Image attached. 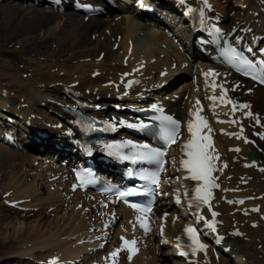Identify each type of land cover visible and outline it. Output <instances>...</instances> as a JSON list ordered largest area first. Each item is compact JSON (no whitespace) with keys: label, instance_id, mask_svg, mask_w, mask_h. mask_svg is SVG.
I'll return each instance as SVG.
<instances>
[{"label":"bare ground","instance_id":"6f19581e","mask_svg":"<svg viewBox=\"0 0 264 264\" xmlns=\"http://www.w3.org/2000/svg\"><path fill=\"white\" fill-rule=\"evenodd\" d=\"M21 1L0 0V107L4 104L17 107L19 102L26 101L31 107L39 109L46 115L52 114L54 118L58 119L61 115L60 108L56 110L54 105L43 106L41 104L61 101L63 107H74L76 103H80L85 105L88 110L100 108L101 104L107 105L108 101H123L122 104H124L126 99L123 98L120 79L125 73L143 80L145 84L137 92H142L143 96H146L145 88L157 89L168 82L176 70H184L181 67L182 62L185 61L184 57L176 55L174 45L162 33L143 27L135 20H129L128 14L135 15L139 19H144L145 16L150 18L149 15L144 16L141 12V7H146L153 11L151 18L154 20L152 23L164 27L169 23L172 24V20L164 13L163 8L165 5L168 9L170 6L169 3H166L168 1L162 5L158 0H112L117 3V11L110 14L108 18L94 19L87 23L76 21V17L68 11L65 12V15H59L42 9L33 10L27 6L23 7ZM210 1L215 6L216 12L223 13L226 10V7L221 6L218 0ZM242 6L246 10L239 23L242 26H247L254 19L256 20V29L264 30L263 0H247L240 5L236 4L235 7ZM169 11L181 18L177 9ZM178 24L176 29L180 33L183 28H181V23ZM73 27L76 30L72 32ZM240 28L242 27L240 26ZM140 33H143L142 38L138 37ZM116 45H118V49L115 51ZM28 49L32 50L26 51ZM187 49L190 50L189 47ZM100 54L104 55L103 60L98 59ZM173 54L177 56L176 60ZM126 55L132 58L127 67H124L121 60ZM175 63L177 67H173ZM141 66L143 67L142 71L136 72V69ZM128 67L129 69H127ZM97 72H100L99 76L93 78ZM198 72L203 74L208 70L199 68ZM221 81L230 83L232 79L225 77ZM103 83L108 84V87L103 88ZM191 86L192 83L188 84L185 81L181 83V87L175 90L177 92L179 89V93L181 92V96H183ZM159 89H165V87ZM151 92L154 95L156 90ZM230 93L235 96L236 105L244 101L240 88L230 91ZM108 96L111 98H106ZM246 99L252 115L262 113L264 110L263 89H258V92H253ZM136 104H139V107L144 106L143 102L138 101ZM168 105L170 111L176 112L179 116H182L191 106L189 102L185 103L176 96L168 101ZM261 109L262 111H259ZM238 110L239 107L236 108V111ZM220 111L222 114L227 112L231 115L225 109ZM22 120L23 118H20V121ZM261 123L262 125L259 126L257 121L254 122L260 130L264 131L263 122ZM3 124L8 126L6 133L14 132L19 143H27V146L30 147L31 142L36 141L35 138L26 136V132L32 129V126L34 127L31 121L30 125L25 127L20 122L8 123L7 120H3ZM221 128L219 131L222 133L224 130L226 131L222 137L217 139V149L222 155L221 161L228 166V174L233 176L232 181L224 180L222 185L226 189L235 188L237 190L236 194H227L221 197L234 199L253 196L255 203L259 205L260 214L264 216V174L244 171L240 160L236 164L231 163V159L235 155L228 153L227 150L230 147H240L241 143L239 144V140L236 138L230 137L231 132L236 133L235 127L230 128L225 125ZM44 143L46 141L40 140L41 145ZM30 151H34V148ZM246 152L247 150H244V153ZM28 157L30 156L26 151L15 153L0 146V164H2L0 168L8 162L17 170L15 175L0 181V186H2L0 189L3 190L0 196L10 193V198L3 201L0 206L6 209L4 207L6 203L32 197L29 205L23 202L21 207L34 210L37 206H42L45 211L51 206L56 207L59 203L58 193L46 190L45 197L44 193H40L42 189L38 188L39 181L47 180L51 183L50 185L59 183L60 186H56L55 189L60 191L66 181L65 174L63 171L61 174L52 173V165L49 164L13 165L16 161H25L28 164L30 160ZM36 161L45 162L44 159H36ZM19 171L21 174H18ZM30 176L32 182L28 183L26 180ZM39 193L45 197L43 200ZM73 197V199L79 200V197ZM69 205L72 206L67 207L64 214L71 213L74 216L77 214V218L70 216L66 219L59 216L57 207L56 213H52V210L50 214L45 212L49 218H43L42 216L45 214L40 212L34 213L36 220L29 223L28 233L21 237V242H15L11 237L13 234L7 236L6 231L10 229L2 228L5 235H0V238L3 237L0 240V246L7 254L0 256V260L2 258L9 260L11 261L9 264H19L20 261L24 264H45L48 260L58 259L59 263L68 264L67 261H73L78 264L86 260L92 252L100 249L104 241L102 236L109 235V232L104 231L102 236L99 234L100 240L91 246L87 241H81V233L85 231V226L80 220V215L83 212L73 210L78 206L74 200H71ZM252 206H255L254 202L245 203L239 209L250 212L249 209ZM214 208L219 213L216 216L217 219L225 225L226 229L221 231L226 236L227 247L232 249L233 254L223 257L218 262L209 258L201 261L200 264H264V219H259L258 215H250L249 218L234 215L235 207H230L225 201H219L214 205ZM38 214L42 216H38ZM50 217L61 218L55 224L52 222L54 218ZM7 219H9L8 216L0 215V229L3 221ZM253 222L258 223L256 229L249 228V224ZM233 229H239L242 233L240 240H233L229 236ZM13 237L15 238V236ZM170 240L157 242L160 244V248L156 250L161 253L159 257L157 254L155 256V248L153 249L155 244L153 246L148 244L138 246L140 254L131 259H127L125 256L122 264H155V260H160L164 255L163 252L167 253L166 256L170 255L169 260H171L173 252ZM15 247L17 249L13 250ZM114 251L112 249L110 252ZM234 255L236 258H232ZM204 256L213 257L210 253Z\"/></svg>","mask_w":264,"mask_h":264},{"label":"snow or ice","instance_id":"6c2138e0","mask_svg":"<svg viewBox=\"0 0 264 264\" xmlns=\"http://www.w3.org/2000/svg\"><path fill=\"white\" fill-rule=\"evenodd\" d=\"M183 4L184 0H180ZM205 7L210 8L207 0H203ZM86 8H91L90 5H85ZM189 12H192L193 9L189 8ZM201 18L204 17V11H200ZM216 33H220V29H215ZM231 54L229 56V64L236 69L238 72H242L246 76H250L253 80H257L260 84H264V59L259 61V67L257 64L253 62L252 59H249L246 56L240 55L235 51V49H231ZM249 52L252 51L251 48L248 49ZM163 75V74H162ZM207 75V74H206ZM212 75L215 76V71L212 72ZM228 103H232L228 101ZM233 109L235 110L237 107H243L247 109L249 106L244 104L242 106H238L236 104H232ZM152 109L156 112H161L162 109L157 107V105L153 104ZM249 116L252 113H248ZM192 116L195 117V122H190L188 124V131L194 137L192 141H190L184 147L187 149V158L184 160V166L187 169V172L190 175L187 177L189 180L196 182L198 186H195V199L200 203L201 212H203V207L207 205L211 207V200L213 198L212 189L216 187L215 177L213 176V172L215 171V161L217 159L216 156L212 155L208 149L212 147V141L209 137L202 135L201 129L205 126L204 121L201 119L199 114L193 111ZM159 120V137L165 146H170L171 144L176 143L178 137L180 136V123L174 119L172 116L161 115L156 117ZM259 119H257V123H259ZM78 124H81V121H77ZM118 125H126L129 128L139 130L141 132L147 130L150 125L144 122L139 123H130L124 120H119L118 122H105V127L102 129H96L93 124L89 123L87 125L88 131H108L115 129ZM71 135V133H69ZM207 141V143H205ZM123 147H130L134 149L131 155L125 154L121 151ZM103 151L108 157L115 158L123 161H131L133 164L136 163H146L148 165H152L155 167V171L144 172L140 175L139 179L144 181V184L139 187L133 186L130 189L120 191L117 190V194L120 197L127 198L137 195H147L148 193L153 191L152 186L158 183L159 172L164 170L165 164V156L166 152L161 148L151 147L148 144H136L132 141L122 142L120 145L116 144H106ZM235 151L239 152L240 149H235ZM87 154L92 155L91 148L88 149ZM227 167V165H225ZM264 171V169H261ZM77 179L83 185H88L93 183V179L91 178L90 172L80 173L77 172ZM111 189H109L110 191ZM178 201L183 203L182 200L178 198ZM127 202V201H126ZM242 203V201H241ZM133 208H139L140 206L137 204L131 205ZM195 206V204L193 205ZM144 212H148V208L142 209ZM219 213L213 211L212 216H218ZM140 227L147 233L150 230L149 223L147 221L142 220L140 217L137 218ZM201 220H205L206 217L203 215L200 216ZM208 227L213 231L216 230V221L212 220L208 223ZM190 240L191 247L193 253L199 255L201 251H207V244L201 242L199 239L198 230L194 227H189L186 229ZM221 240L223 237L220 238ZM122 243L129 246V251H135L134 245L136 244L135 240L127 241L123 237L121 238ZM120 250L112 252L110 255L112 257H116ZM187 254V253H184ZM131 258V257H129ZM50 264H56L55 260L50 261Z\"/></svg>","mask_w":264,"mask_h":264},{"label":"rangeland","instance_id":"374dc122","mask_svg":"<svg viewBox=\"0 0 264 264\" xmlns=\"http://www.w3.org/2000/svg\"><path fill=\"white\" fill-rule=\"evenodd\" d=\"M228 4L230 5V8H229V11L231 12V14H232V6L235 4V2H234V0H229V2H228ZM233 15V14H232ZM32 49H28V50H26V51H31ZM34 54V53H33ZM254 108H255V105H254ZM256 109V108H255ZM259 111H262V109L261 110H259ZM264 111V110H263ZM15 163H19L18 161H16ZM15 163H13V164H15ZM0 165H2V164H0ZM22 165V164H21ZM13 169H14V171H13ZM12 170V171H11ZM10 171V172H9ZM16 172H17V170L13 167V166H11L10 165V163H8L7 162V164L4 166V167H2V168H0V181L1 180H3V179H5V178H7V177H11L12 175H15L16 174ZM18 174H21V172L19 171L18 172ZM42 192V190H40V193ZM39 193V195H40V197H41V199L43 200L45 197H46V194H45V197H42V194H40ZM30 198H32V197H30ZM29 198V199H30ZM59 203H60V201H59ZM58 203V204H59ZM58 204L56 205V207L58 208ZM68 206H72V205H69L68 204ZM80 208V207H79ZM45 211V210H44ZM79 211H81V212H83L84 213V211H83V209L81 210V209H78V212ZM46 213H47V211H45ZM55 211L52 209V213H54ZM51 212H49V214H50ZM56 213V212H55ZM42 214V213H41ZM6 215V214H5ZM54 215H56V214H54ZM77 215V214H76ZM74 216V214H72L71 215V213H69V214H67V215H63V216H61V217H64V218H66V219H68L70 216H74L75 218H77L78 217V215L77 216ZM40 216H42V215H40ZM53 216V215H52ZM66 216V217H65ZM11 217H12V219H7V220H9V221H3V224L1 225V229H0V235L2 234V236H4L5 234H4V232H2L3 231V229H10V230H8V231H6V234H7V236H11V234H13V236H15V238L13 237V236H11L12 237V239H14V241L16 242V241H21L20 239H22L21 237H24V236H26L27 235V229L29 228V223L32 221V220H29V221H26V222H24V220H19V219H13V215H11ZM43 218H46L44 215L42 216ZM60 217V218H61ZM60 218H54L53 219V223H57V222H59V219ZM80 218V217H79ZM33 220H36V219H33ZM45 220V219H44ZM80 220H81V222H82V224L84 225V223H83V220H82V218H80ZM45 224H46V222H44ZM6 227V228H5ZM3 228V229H2ZM3 238V237H2ZM2 238H0V240L2 239ZM10 239V238H9ZM8 239V240H9ZM6 242H7V240H6ZM18 244V243H17ZM16 247H17V245H15ZM13 248V250H16L17 248ZM0 256L2 257V256H5L7 253L5 252V250L3 249V248H1V246H0ZM39 259V258H38ZM9 263H11V261H9V260H6V259H1L0 260V264H9Z\"/></svg>","mask_w":264,"mask_h":264}]
</instances>
